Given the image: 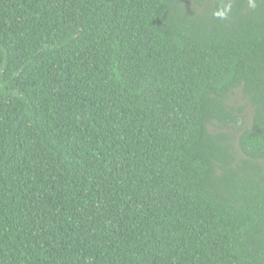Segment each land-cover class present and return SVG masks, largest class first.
I'll return each mask as SVG.
<instances>
[{"label": "trees", "instance_id": "obj_1", "mask_svg": "<svg viewBox=\"0 0 264 264\" xmlns=\"http://www.w3.org/2000/svg\"><path fill=\"white\" fill-rule=\"evenodd\" d=\"M0 264H264V0H0Z\"/></svg>", "mask_w": 264, "mask_h": 264}]
</instances>
